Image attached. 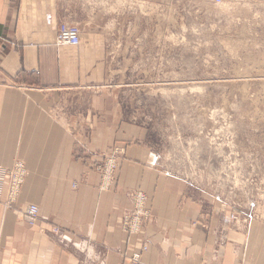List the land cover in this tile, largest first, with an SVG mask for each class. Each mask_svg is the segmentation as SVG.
I'll use <instances>...</instances> for the list:
<instances>
[{"label":"crops","instance_id":"crops-1","mask_svg":"<svg viewBox=\"0 0 264 264\" xmlns=\"http://www.w3.org/2000/svg\"><path fill=\"white\" fill-rule=\"evenodd\" d=\"M134 1L144 0H0V201L2 172L17 159L28 169L19 204L0 203V264H81L77 246L101 264H135L145 241L140 264H264V225L165 171L147 129L107 92V25ZM61 22L80 26L78 46L56 44ZM116 150L118 180L102 191L93 166ZM136 190L154 215L140 235L121 227Z\"/></svg>","mask_w":264,"mask_h":264},{"label":"rangeland","instance_id":"rangeland-1","mask_svg":"<svg viewBox=\"0 0 264 264\" xmlns=\"http://www.w3.org/2000/svg\"><path fill=\"white\" fill-rule=\"evenodd\" d=\"M110 19L106 88L123 116L147 129L164 170L207 204L264 225V0L134 1ZM6 181L0 203L11 210L22 190L7 207ZM149 210L151 222L134 235L153 222ZM77 248L81 264H101ZM147 250L145 241L132 262Z\"/></svg>","mask_w":264,"mask_h":264},{"label":"built area","instance_id":"built-area-1","mask_svg":"<svg viewBox=\"0 0 264 264\" xmlns=\"http://www.w3.org/2000/svg\"><path fill=\"white\" fill-rule=\"evenodd\" d=\"M208 3L222 4L226 0H203ZM81 42V29L78 24L61 22L58 26L56 44L58 46H78ZM119 166V160L116 154L112 153L105 156L103 165H98L96 171L100 175L101 189L109 190L114 185L116 180L117 169ZM28 171L25 164L21 160H16L14 166L10 169L2 172L4 180H8V201L6 206L11 207L17 200V197L21 193L24 181L27 177ZM132 208L126 211L122 219V228L128 234H136L141 232L142 227L151 222L152 216L148 207V196L138 190L134 191L131 195ZM24 220L30 224L35 225L38 221L39 207L36 204H29L26 206L24 213ZM140 258L139 255H135L133 260L136 262Z\"/></svg>","mask_w":264,"mask_h":264},{"label":"bare ground","instance_id":"bare-ground-1","mask_svg":"<svg viewBox=\"0 0 264 264\" xmlns=\"http://www.w3.org/2000/svg\"><path fill=\"white\" fill-rule=\"evenodd\" d=\"M99 189L103 191V189H101V187H99Z\"/></svg>","mask_w":264,"mask_h":264}]
</instances>
